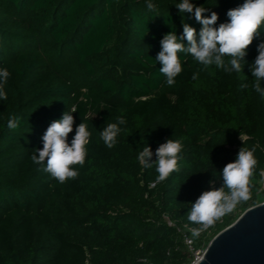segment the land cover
<instances>
[{"label": "trees", "instance_id": "1", "mask_svg": "<svg viewBox=\"0 0 264 264\" xmlns=\"http://www.w3.org/2000/svg\"><path fill=\"white\" fill-rule=\"evenodd\" d=\"M148 2L0 0V69L10 73L0 99V264H190L185 226L200 227L188 220L191 205L223 186L222 170L242 147L257 160L251 197L194 236V248L264 197V96L250 72L264 27L241 73L178 53L182 72L169 86L156 60L160 41L169 32L182 37L184 24L198 39L201 25L194 11L180 13L181 0H150L155 11ZM189 3L206 8L204 16L216 12L218 27L244 0ZM67 111L69 145L81 123L91 135L84 165L72 166L78 176L61 184L31 156ZM13 115L18 126L9 129ZM109 123L121 129L111 149L100 137ZM168 139L183 145L181 169L155 183V152ZM144 147L151 168L137 159Z\"/></svg>", "mask_w": 264, "mask_h": 264}, {"label": "clouds", "instance_id": "2", "mask_svg": "<svg viewBox=\"0 0 264 264\" xmlns=\"http://www.w3.org/2000/svg\"><path fill=\"white\" fill-rule=\"evenodd\" d=\"M180 13L194 11L196 21L201 25L198 33L187 24L183 26V36L177 37L174 32L166 34L161 43V51L156 60L162 64L160 73L166 78V83L171 86L175 78L182 72L181 59L178 53H188L204 68L214 65L224 72L241 73L246 61L247 48L254 38L261 35L264 27V0H244V3L236 8L229 9L226 13L228 21L214 25L218 21V14L202 15L207 11L204 7H194L189 0H181L176 5ZM149 11H155L156 5L147 3ZM186 39L185 47L180 41ZM258 55L250 65V72L255 78L253 85L256 92L264 96L261 89V80H264V40L256 47ZM10 73L6 69H0V99H7L4 84ZM197 78V73L193 74ZM241 87H247L246 84ZM73 107L71 112H75ZM71 112H65L62 119L53 121L44 133L43 148L38 150V157L33 154L31 160L37 165H44L43 171L50 174L59 183L63 184L69 179H75L78 171L72 166H83L87 155L86 145L89 143L91 133L87 125L81 123L76 127L75 135L71 143L67 142L68 134L73 131V116ZM119 124H124L123 117L118 119ZM18 126V119L13 115L8 118L7 127L14 129ZM121 132L118 123H109L100 133L104 144L111 149L116 144V138ZM183 145L179 140L168 139L156 149V161L154 162L158 173L155 183L167 180L173 173H179ZM255 149L240 148L235 162L226 164L222 170L223 186L219 189L204 191L191 205L188 212V220L200 227L193 230V236H198L202 231L213 226L226 214L231 213L237 204L247 201L251 197L250 177L257 165L254 156ZM152 152L144 147L139 152L137 159L145 168L153 167L147 162ZM46 160V164H45ZM212 183L211 181L209 182ZM225 188L228 190L225 192Z\"/></svg>", "mask_w": 264, "mask_h": 264}, {"label": "water", "instance_id": "3", "mask_svg": "<svg viewBox=\"0 0 264 264\" xmlns=\"http://www.w3.org/2000/svg\"><path fill=\"white\" fill-rule=\"evenodd\" d=\"M190 264H264V201L215 234L202 257Z\"/></svg>", "mask_w": 264, "mask_h": 264}, {"label": "built area", "instance_id": "4", "mask_svg": "<svg viewBox=\"0 0 264 264\" xmlns=\"http://www.w3.org/2000/svg\"><path fill=\"white\" fill-rule=\"evenodd\" d=\"M166 220L168 224L172 225V221L169 218L166 217ZM185 227L188 233L183 234V240L192 255V260H191V263H192V262L198 261L202 257L204 249L194 248L193 246L194 244L193 230L196 229V227L190 226V225H186ZM211 227L207 228L206 230H209ZM138 264H156V263L149 261L145 257H141L138 259Z\"/></svg>", "mask_w": 264, "mask_h": 264}, {"label": "rangeland", "instance_id": "5", "mask_svg": "<svg viewBox=\"0 0 264 264\" xmlns=\"http://www.w3.org/2000/svg\"><path fill=\"white\" fill-rule=\"evenodd\" d=\"M262 201H264V197L263 198H260V197L254 198L253 201H252V206L256 205V204H258V203H260Z\"/></svg>", "mask_w": 264, "mask_h": 264}]
</instances>
